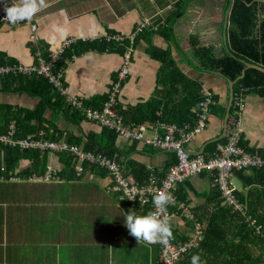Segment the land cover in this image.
Instances as JSON below:
<instances>
[{"label": "crops", "instance_id": "obj_1", "mask_svg": "<svg viewBox=\"0 0 264 264\" xmlns=\"http://www.w3.org/2000/svg\"><path fill=\"white\" fill-rule=\"evenodd\" d=\"M247 1L46 0L47 7L30 21L11 23L0 15V61H4L0 66L22 65L37 70L42 63L50 62V54L57 51L64 40L69 38L74 40L71 48L66 49L67 52L63 51L53 66L54 73L62 71L60 81L66 91L65 95L56 90L47 78L37 74L31 75L35 79L46 81L63 102L57 117L54 115L53 119L52 112L48 110L42 117L56 126L60 141L44 139L67 144L64 140L67 137L81 135L85 141L90 133L99 135L102 128L84 118L78 127L70 123L62 115L63 111L80 113L71 107L66 98H79L84 106L92 109L101 107L95 108L88 103L95 97L101 98L100 101L103 103L113 83L118 82L117 72L122 58L128 53L129 73L124 80L119 81L120 93L117 96L116 109L120 111L118 114L123 124L132 126L133 129L143 126V138L151 139L154 134L159 136L163 134L162 125L180 127L184 124H193L166 122L164 116L162 119L165 104L167 103L170 108L186 93L180 90L183 81H176V73L171 74L169 70L161 71L160 53L163 56V51L168 50L174 70L199 83L201 90L206 89L216 99L210 109L206 129L186 146L189 151L203 150L202 154L209 156L208 147L215 144L211 150L214 152L217 144L224 145L227 141L229 122L232 118L238 117L242 129L240 135L242 144L252 150L248 152L249 154L264 161V88L251 87L249 91L241 89L237 94L233 93L231 107L234 110L232 113L229 112L225 136L222 137V120L229 81L219 76L217 72L210 73L201 68V64L206 63L210 67L214 61L224 59L227 54L240 56L239 60L243 66L241 73L253 69L246 68L244 63L264 68L261 60L259 62L253 60L256 56L260 59L264 55V34L261 26L264 22V0H253L256 5L254 16L246 26L244 34L241 35L240 29L235 27L238 43L245 52L236 53L230 48L232 31L230 19L233 5L235 2L236 5L239 3L241 6L237 7L236 11H241L250 7L251 3ZM142 18H148L156 26V30L146 28L130 43L127 37L135 31L137 23ZM31 25L36 27L35 41L30 37ZM116 36L126 37L124 40H127V44L122 54L85 47L81 52L79 48L80 45L89 47L95 41L101 39L107 41V38ZM242 41H248V45ZM246 53L252 56L249 58ZM8 75L31 77L10 73L0 76V79ZM250 80L254 84L256 79L251 75ZM236 99L242 104L239 114L238 107H234L233 103ZM35 103L36 100L25 91L16 90V85H12L8 91L0 92V104L9 105L13 110H16V107L33 109ZM123 114L126 117H123ZM12 123L14 124L12 138H16L15 120H11L10 124ZM8 131L7 127L5 133L0 135H7ZM221 137L224 142H220ZM115 145L119 149L118 157L121 162L119 164L115 159L114 161L120 165L121 172L129 182L138 190H142V194L139 191L134 200H129L130 193L115 190L113 180L106 173L99 176L87 171L83 176L69 178L59 176L62 181L56 184L29 181V175L27 177L18 175L20 169L28 165V160L23 158L7 180L4 179V175L0 176V264H161L162 244L137 242L129 234L125 216L129 211H135L137 215H146L155 210L152 203L155 195L154 186H160L165 181L170 167L177 164V157L173 152L158 150L141 142L127 141L117 136ZM71 146L77 147L73 144ZM0 147L29 150L1 144ZM49 152H43L47 157L44 167L50 164L60 172L65 165L60 157L61 153ZM2 166L4 168L3 164ZM77 166L84 167V164ZM137 166H142L144 172L149 173L143 183L138 182L143 174L139 172ZM263 169L264 166L250 168L243 175ZM239 177L237 174L234 175L239 182V188H235L231 180L234 190L241 195V201L235 200V205L227 206L218 189L222 205L238 213L245 224H238L237 234L235 233L237 224L213 225L215 232L208 239L213 242L210 246L212 254L219 259L230 256L233 247L240 251V247L246 244L244 240L246 234L255 236L257 240L261 239L264 246L262 227L256 224V218L249 213L250 208L260 204L256 190L259 186H252L255 188H251L254 192V195H251L250 188H243V182ZM151 181L154 183L151 184ZM179 185L185 189L183 192L185 200L177 196ZM211 188V178L207 173H201L189 178L187 186L183 181L178 182L169 191L175 198L174 204L167 206V213L173 217L172 231L180 237L182 235L183 239L171 240L170 243L187 242L199 232L200 239L191 250L198 248L205 237L208 220L212 214L210 204L207 205ZM206 209L208 214L205 213ZM261 213L260 208L253 215L259 216ZM251 230L254 231L253 234ZM247 246L251 250L247 258L253 259V256L258 254L259 245L253 241ZM205 257L201 259V264H208ZM237 257L239 258V255ZM179 260H184L183 264L187 262L191 264V259Z\"/></svg>", "mask_w": 264, "mask_h": 264}, {"label": "trees", "instance_id": "obj_2", "mask_svg": "<svg viewBox=\"0 0 264 264\" xmlns=\"http://www.w3.org/2000/svg\"><path fill=\"white\" fill-rule=\"evenodd\" d=\"M250 1V7L245 8L241 11H236L237 7L239 8L241 5L238 3L237 5L234 3L233 9L231 11V37H230V48L235 50L236 53H243L245 52L240 47L238 41L239 38L236 35L235 27H238L240 29L241 35L246 32V26L250 23L252 20V17L254 16V11L256 5L253 0ZM235 6V7H234ZM236 8V9H235ZM236 25V26H235ZM243 25V26H242ZM262 32L264 34V22L262 23ZM142 33V32H141ZM140 34V33H139ZM245 45H248V41H242ZM82 44V43H81ZM127 40L125 41H106L104 39H101L99 41L93 42L89 47L85 45H80L79 48H81V52L84 51V47L87 49H92L96 51H102V52H118V53H124V46H126ZM71 48V47H70ZM69 48V49H70ZM68 49V50H69ZM66 50V52L68 51ZM206 51V50H205ZM163 56L160 53V62H161V71L163 70H169L171 74L176 73L177 79L176 81H183L181 91L183 90L186 92L184 97L179 100L176 104H173V106H170L166 103L163 108V116L165 117L166 122H174V123H194L196 114L199 112L198 103L202 100L201 96V87L200 84L191 81L187 79L182 73H180L178 70H174L173 68V62L171 61L170 57L168 56V50L163 51ZM247 57L250 58L252 55H248L246 53ZM240 56L233 55V54H227L226 57L222 60H217L212 63L210 67L206 63L201 64L202 70H206L207 72L213 73L217 72L219 76L224 78L226 81L234 82L235 84L233 86V93L237 94L241 89H246L249 91V88H258L259 86L264 88V73H261L254 69H248L244 76L237 80V78L240 76L241 71L243 69L242 63L239 60ZM256 62H259V60L262 61V64L264 65V55L259 59V57H255L253 59ZM4 61H0V64ZM12 62H7V64H10ZM201 62H199L200 64ZM200 68V69H201ZM251 75L254 76L255 83L252 84L253 81H251ZM117 77V76H116ZM258 79V80H257ZM116 80V79H115ZM237 80V81H236ZM8 83V84H6ZM10 85V86H9ZM12 85H16V90H19L20 92H26L30 97L36 100L35 106L33 109H26V108H17L16 110L11 109L9 105H1L0 104V133H5L6 128L8 127L11 120H15L16 125V138L19 139H39L47 138L50 140H56L60 141L61 137L58 135L59 131L57 130L56 126L52 125V123H49V120L43 119L44 113L48 110L52 112V118L57 117L59 115V112H61L63 102L62 98L59 96L58 93L52 89V87L44 80L35 79L33 76L31 77H11V76H4L0 79V92L8 91L12 87ZM23 90V91H22ZM176 90V89H175ZM164 93V91H163ZM101 98L95 97L93 98L88 104L97 108L102 105V101H100ZM213 102L215 103L214 96H212ZM105 101V100H104ZM103 101V102H104ZM197 105V106H196ZM212 105L207 108L206 112V120H208V115L210 112ZM100 108V107H99ZM98 109V108H97ZM193 109V111H191ZM234 108H230V112L232 113ZM119 111V110H118ZM120 112V111H119ZM122 115V113H120ZM67 120L70 121V123L75 124L76 127H78L81 119H85L84 115L78 114L73 111H63V114ZM123 117H126V115L123 114ZM54 119V118H53ZM127 120H129L127 118ZM47 125V126H45ZM50 126H53L50 127ZM52 129L51 131H47L46 129ZM41 134V136H40ZM143 134V133H142ZM155 135V134H154ZM116 132L107 128H102L99 135L89 134L86 137V140L84 141V138L81 137H67L65 138V142L68 145H77V148L83 151L87 152H100L104 154L106 157H109L112 160H116L119 164L121 161H119L118 153L119 149L115 145L116 140ZM143 136V135H142ZM153 138V137H152ZM151 138V139H152ZM145 139V138H143ZM151 139H145V140H151ZM220 142H224V139ZM146 145V144H145ZM215 144L210 145L208 148L209 150L207 153H209V156L213 153L211 152L212 148ZM81 146V147H80ZM154 148L151 145H146ZM240 146L246 151L251 152L252 150L248 149L247 147L242 144V139L240 141ZM80 147V148H79ZM214 151V150H213ZM117 152V153H116ZM211 152V153H210ZM42 153V154H41ZM39 153L38 150L29 149L21 151L18 148H6V147H0V168L3 169L2 164L4 165V169H0V176L4 175V179L7 180L9 175L13 173L14 169L18 168V164L21 161V159L28 160V165L19 171V176L27 177L31 174H38L41 175L44 172V165L46 163V153L41 152ZM61 153L60 157L62 161L65 162V165L63 169L58 173L61 177H74V169L73 165L74 163L71 161V158L73 159V156L70 155V153L66 151L58 152ZM117 154V155H116ZM71 158H70V156ZM66 157V159H64ZM208 157V156H207ZM118 164V165H119ZM120 166V165H119ZM137 169L140 173L143 174V177L141 180H139V183H143L149 176L148 172H144V168L142 166H137ZM84 172L80 175L83 176L87 171L92 172L93 174L104 176L106 173L102 169H98L95 166L87 165L84 163ZM249 169H244L240 171L233 172L229 184L231 188L233 189V194L235 196V200L241 201L239 195L233 188V185L231 184V180L234 177L235 174H237L241 182H243V188H250L251 195H254L252 187L253 185L259 186L257 190V194L259 197V203L257 207H252L249 210L250 215L253 216V218H256V224L261 225L262 230L264 232V169L263 170H253L249 173V175H243L244 172L248 171ZM190 178V177H189ZM189 178H185L183 180V183H185V186H187V180ZM211 181H212V188L210 189V193L208 195L207 205L210 204L211 209V217L208 220L207 225V232L204 234L203 241L199 243V246L197 249L189 251L187 254L183 255L180 259H191L193 255H199L202 259L204 256H206L204 259H207L208 264H264V246L263 242H261V239L255 238L253 235L246 234L244 237L245 245L244 247H240V251L237 247H233L231 249V255L226 256L225 259H219L217 256L214 257V254H212V248L210 247L213 242L208 239V237L212 234H214V224H220L221 226L224 225H236V231L235 233H238L239 225H245L243 218H241L238 213L231 210V208L227 207V203L225 202V205H222V200L220 198V192L218 191V186H216L213 182L214 179H216V173L213 172L210 175ZM182 184V183H181ZM185 189L182 188L180 185L178 187L177 196L181 200H185L186 196L184 195ZM262 209V213L259 214V216L253 215L258 209ZM205 213L208 214V210H205ZM210 213V212H209ZM203 218V216H200ZM239 224V225H238ZM173 232V238L171 240L173 241H183L182 235H177L175 231ZM252 234L254 233L253 230H251ZM250 233V232H249ZM256 241L259 245L258 247V254L256 256H253V259H248L247 256L251 254V250L247 246L248 243ZM235 254V256H234ZM239 255V258L237 257ZM185 262L184 260H179L176 264H183ZM219 262V263H218ZM185 264V263H184ZM188 264V262L186 263Z\"/></svg>", "mask_w": 264, "mask_h": 264}, {"label": "built area", "instance_id": "obj_3", "mask_svg": "<svg viewBox=\"0 0 264 264\" xmlns=\"http://www.w3.org/2000/svg\"><path fill=\"white\" fill-rule=\"evenodd\" d=\"M3 19H6V17ZM146 28L156 30V26L153 25L148 18H142L137 23L135 31L130 33L127 37L130 40V43L133 41L134 37L137 36V34L143 32ZM35 30V25H31L30 37L32 41L37 40V36L34 34ZM124 38L126 37L116 36L109 39L107 38V41H110L111 39L115 41H123ZM74 43V40L71 38L64 40L60 48L50 54V62L42 63L37 70L29 66L6 65L0 66V76L10 73L13 75L22 74L27 76H31L33 74L41 75L47 78L56 90L65 95L66 91L62 88L60 81L62 71L54 73L53 66L59 60V55L66 49L70 48ZM129 66L130 54L127 53L122 58L121 66L117 72L116 79L118 82L113 83L100 108L92 109L91 107L84 106L82 100L76 97H67V102L74 110L84 115L87 121L93 122L101 128H107L115 131L117 137L119 138H123L127 141H138L146 145H151L158 150L173 152L176 155L178 160L177 164L170 167L168 173L166 174L165 181H163L160 186H154L153 192L155 194H157L160 190L169 192L176 184H178V182H182L185 178H191L201 173H207L210 177V175L215 172L216 179H214L213 182L221 191L224 201L229 205H235L233 189L229 184V180L233 172L255 168L257 166H264V161L259 158H255L240 146V135L242 133V129L240 121L238 120L239 118L233 116L234 118L230 120L227 128L226 143L224 145L217 144L214 152L210 156L207 157L203 154L191 155L186 146L191 143L197 135L206 129L207 108L214 103L212 94L206 89H203L201 90L202 100L198 103L199 112L196 114L195 121L192 125L184 124L180 127L175 125H162V135L159 136L158 134H155L151 140H145L142 136L144 127L137 126L133 129L132 126L123 124L116 109L117 96L120 93L119 81L124 80L126 76H128ZM240 102L241 101L238 99L233 102L234 107H238L237 114H239V111L242 108V104ZM8 129L9 131L7 135H0L1 145L11 147L18 146L22 149L31 148L40 152L50 151L49 153L66 151L73 156L72 162L74 163L73 169L75 176H80L85 171L84 167L77 165L86 163L87 165L95 166L98 169L104 170L113 180V188H115V190L130 193L131 197L136 196L139 192L134 191L138 189L123 175L121 172L122 168L114 160L106 157L100 152L83 151L75 146H70L62 142L45 140L42 137L39 139L12 138L14 135V124L9 123ZM58 173V169H55L50 164H47L41 175H29L28 180L34 182L52 183L51 181H59ZM153 183L154 182L151 181V184ZM198 239H200L199 232L187 242L177 244L169 242L168 244H162L163 250L160 263L176 264L183 255L187 254L196 246Z\"/></svg>", "mask_w": 264, "mask_h": 264}, {"label": "clouds", "instance_id": "obj_4", "mask_svg": "<svg viewBox=\"0 0 264 264\" xmlns=\"http://www.w3.org/2000/svg\"><path fill=\"white\" fill-rule=\"evenodd\" d=\"M47 7L46 0H12L11 7L5 6L6 19L11 23L18 21H30L43 8ZM140 191L142 190H134ZM130 197L129 200H134ZM147 203V201H144ZM174 196L167 191L160 190L154 195L152 203L155 210L146 215H137L135 211H129L125 216V225L129 234L137 242L144 241L149 244H168L173 238L172 219L167 213V206L174 204ZM191 264H201L199 255L191 257Z\"/></svg>", "mask_w": 264, "mask_h": 264}, {"label": "water", "instance_id": "obj_5", "mask_svg": "<svg viewBox=\"0 0 264 264\" xmlns=\"http://www.w3.org/2000/svg\"><path fill=\"white\" fill-rule=\"evenodd\" d=\"M12 5V0H0V15L2 14L4 17H6V12L4 11L5 6L11 7ZM229 10L226 11L225 13V18H227V14H228ZM226 20V19H225ZM246 68H253L261 73H264V68L257 66V65H251V64H245ZM244 73L242 72L241 75L238 77V79H241L243 77ZM237 79V80H238ZM227 86H228V97H227V103L225 106V113H224V117H223V124H222V137L225 136V130H226V122L229 116V112H230V108L232 106V100H233V85L234 82H227ZM221 137V138H222ZM220 140V139H219ZM203 150L200 152H190L191 155H198V154H202Z\"/></svg>", "mask_w": 264, "mask_h": 264}, {"label": "rangeland", "instance_id": "obj_6", "mask_svg": "<svg viewBox=\"0 0 264 264\" xmlns=\"http://www.w3.org/2000/svg\"><path fill=\"white\" fill-rule=\"evenodd\" d=\"M60 181H62V180L59 177V181L55 180V181H51V182L56 184V183H59ZM232 184L235 186V188H239V186H240L239 182L234 177L232 178Z\"/></svg>", "mask_w": 264, "mask_h": 264}]
</instances>
